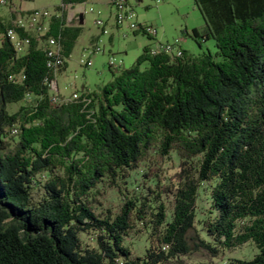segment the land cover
<instances>
[{"label":"trees","instance_id":"16d2710c","mask_svg":"<svg viewBox=\"0 0 264 264\" xmlns=\"http://www.w3.org/2000/svg\"><path fill=\"white\" fill-rule=\"evenodd\" d=\"M195 2L207 33L188 36L214 55L146 46L61 104L62 69L37 42L19 57L0 17V264H216L247 243L254 258L226 264H264V0ZM81 32L53 18L66 59Z\"/></svg>","mask_w":264,"mask_h":264},{"label":"rangeland","instance_id":"374dc122","mask_svg":"<svg viewBox=\"0 0 264 264\" xmlns=\"http://www.w3.org/2000/svg\"><path fill=\"white\" fill-rule=\"evenodd\" d=\"M61 0H32L27 2L28 7H46L50 12H54V6ZM137 14L138 22L152 25L157 31L155 40L146 34H136L126 30L114 28L113 19L109 23L105 20L107 15H103L101 20L107 22L105 26L109 35H101L100 28L95 21L100 16L97 14L98 8L93 5H85L87 9L93 7L96 11L88 12L82 35L78 45L74 48L72 56L68 61V68L65 73L57 77L60 95L63 100L76 99L82 94L99 92L105 84H108L113 73L109 66L110 59L123 61L120 69H129L136 64L146 46L153 47L156 41L162 43H174L179 40L181 48L196 56L211 52L212 55L217 51L213 40L201 41L199 45L193 38L188 36L193 29H197L202 35L207 33L205 18L198 9L195 0H164L158 3L157 0H129ZM9 11L0 7V15L7 18ZM115 16V11L113 10ZM115 18V17H114ZM115 23V22H114ZM88 47H99L102 51L92 54L85 51ZM91 59L92 66L81 64L82 60ZM147 67V63L142 65V69ZM118 69V70H120ZM64 69L60 72L63 73ZM59 72V73H60ZM53 94V90L51 94ZM65 98V99H64ZM31 97L20 104H10L9 112L14 113L21 106L32 104ZM13 133L15 134L14 130ZM18 134V133H17ZM16 135V134H15ZM14 138V137H13ZM16 139V137L14 138ZM171 167V165H169ZM140 178V177H139ZM117 194L109 190L107 199L104 202L107 207L116 206ZM85 245H93L92 237L82 234ZM134 247L140 252L145 245L144 239L134 240ZM258 250L252 243H247L237 249L227 252L221 259H216V264H226L230 258L252 260ZM204 260L189 261L188 264H203Z\"/></svg>","mask_w":264,"mask_h":264},{"label":"built area","instance_id":"2783aa9c","mask_svg":"<svg viewBox=\"0 0 264 264\" xmlns=\"http://www.w3.org/2000/svg\"><path fill=\"white\" fill-rule=\"evenodd\" d=\"M29 1L31 0H0V7H4L10 13L14 14L5 35L11 41L19 57L26 55L34 42H37L39 44L38 48L42 49L47 54V67L55 73H58L60 69H63L67 59L62 55L59 40L55 36L50 35L53 18L60 16V12L62 11L68 12V23L79 26L81 17H83L87 11L94 12V10L92 7L87 10L83 5L63 6V4L60 5L56 12H50L48 9H23L22 4ZM163 1L164 0H157L158 3ZM108 2L115 11L114 22L116 27L137 34H146L153 39L155 38L157 34L156 29L152 27V25L138 22L137 14L129 5L128 0H108ZM95 23L102 30V34L108 35L109 31L105 27L106 24L103 20L98 19ZM85 51L98 54L102 50L99 47H88ZM148 51L153 53L162 51L174 52L177 58L183 56V49L181 48L179 40H175L174 43L156 41L153 47H149ZM91 62V59L82 60L81 64L92 66ZM109 66L112 69L118 70L123 66V61H117L115 58H111ZM49 86L53 90V94L50 97L51 102L54 103L57 100H63L57 92V82L52 81L49 83Z\"/></svg>","mask_w":264,"mask_h":264},{"label":"crops","instance_id":"0c3cea01","mask_svg":"<svg viewBox=\"0 0 264 264\" xmlns=\"http://www.w3.org/2000/svg\"><path fill=\"white\" fill-rule=\"evenodd\" d=\"M32 1V0H31ZM62 1L63 0H61L60 1V3L59 4H57V5H55L54 6V12H56L58 9H59V7H60V5H62ZM128 2H129V0H128ZM109 2H108V0H85V2H82V3H79V2H77V3H73V5L74 6H79V5H83L84 7H85V5H93V6H97V8H98V11H97V14L100 16V18H97L96 20H98V19H100L101 20V17L104 15H107V17H106V21L109 23L110 21H112V19H113V25H114V28H116V29H118V30H121L122 28H118V27H116V25H115V23H114V15H113V8L108 4ZM129 5H130V2H129ZM131 6V5H130ZM132 7V6H131ZM22 8L23 9H26V10H30V9H47L46 7H28L27 6V2L26 3H23L22 4ZM93 8V7H92ZM133 8V7H132ZM85 9H87L86 7H85ZM87 10H89V9H87ZM94 10V9H93ZM49 11V10H48ZM89 11H87V13H88ZM96 11L94 10V12L93 13H95ZM87 13L86 14H84L83 15V17H81V23H80V25L78 26V25H76V24H70V23H68V17H69V13L68 12H60V16H58V17H61V16H63L64 17V19H65V23H66V25L67 26H75V27H78V28H81L82 29V32H83V28H84V25H85V21H86V17H87ZM9 15H7V18H6V20H5V18H3L1 15H0V17L1 18H3V20L4 21H6L7 23H10V21H11V19L14 17L13 15L14 14H12V13H8ZM56 18V17H55ZM104 21V20H103ZM105 21V24L107 25V22ZM96 22V21H95ZM52 24H53V20H52V23H51V26H52ZM123 30V29H122ZM100 31H101V35H104V34H102V30L100 29ZM82 32L80 33V36L78 37V39L76 40V43H75V46L73 47V50H74V48L78 45V43H79V40H80V37H81V35H82ZM108 35H109V33H108ZM149 47V46H148ZM86 49V48H85ZM73 50H72V53H73ZM72 53H71V56H72ZM70 56V57H71ZM69 59L70 58H68L67 59V61H66V67H65V69H64V71H63V73H58V75L56 76V82H57V84H58V81H57V77L58 76H62L64 73H65V71L67 70V68H68V61H69ZM111 80H112V78H111ZM110 80V81H111ZM109 81V82H110ZM103 88V87H102ZM102 88H100L99 89V91L102 89ZM58 91H59V85H58ZM57 91V92H58Z\"/></svg>","mask_w":264,"mask_h":264},{"label":"bare ground","instance_id":"6f19581e","mask_svg":"<svg viewBox=\"0 0 264 264\" xmlns=\"http://www.w3.org/2000/svg\"><path fill=\"white\" fill-rule=\"evenodd\" d=\"M161 53H164V54H166V55H168V56H176V53H174V52H166V51H162V52H159V53H153V52H151V51H149V54H151V56H154V55H158V54H161ZM66 100H57V101H55V103H63V102H65ZM69 101V100H68ZM14 132H15V134H17L18 133V128L16 129V128H14Z\"/></svg>","mask_w":264,"mask_h":264}]
</instances>
